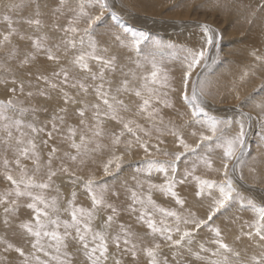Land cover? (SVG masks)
I'll return each instance as SVG.
<instances>
[{
	"label": "snow or ice",
	"instance_id": "obj_1",
	"mask_svg": "<svg viewBox=\"0 0 264 264\" xmlns=\"http://www.w3.org/2000/svg\"><path fill=\"white\" fill-rule=\"evenodd\" d=\"M30 2L35 5L32 15L15 22L12 13L28 6L24 0H9L5 11L0 12V20L7 27L0 51L9 46L0 66L11 73L9 60L18 61L16 67L25 69L43 57L56 67L50 75L39 68L35 73L28 72L37 87L27 93L24 81L14 74L10 80L8 76L0 79L10 92L8 99L0 100V180L7 184L0 191V227L15 228L27 245L0 238V264H12L7 255L11 252L17 254L18 264H264V188L258 195H245L236 186L244 180L253 128L258 129L257 148L264 149V100L255 105L259 109L256 117L242 110L238 118H220L209 112L204 81L196 69L207 67L208 49L217 44V30L200 25L204 43L199 48L178 50L183 53L182 74L173 86L155 55L144 53L149 45L154 49L176 46L164 45L124 21L115 11L116 0H76L74 7L69 0H56V7L49 13L51 23H46L42 11L48 7V0ZM106 15L116 22L113 27L118 31L109 34L118 48L126 51L123 58L110 46L101 47L96 38V29ZM62 17L66 24L59 22ZM20 24L27 25L31 32L21 31ZM13 36L30 42L22 55ZM256 60L264 62V57L256 56ZM28 83L31 88V80ZM18 92L29 99L40 97L53 102L50 118L38 123L37 113L48 112V108L31 103L26 106ZM170 94L177 95L187 109L179 113L188 116L181 127L172 121L166 123L162 114L163 109L175 108ZM72 105L79 106L70 108ZM73 116L76 124L69 122ZM139 119L147 121L149 128ZM113 122L120 126L118 132L108 127ZM189 126L202 129L191 133L193 137L198 135L194 143H188L182 131ZM153 131L157 133L156 144H150ZM126 135L131 138L122 139ZM164 135L174 137L173 142L183 151L162 150L159 145L164 143ZM57 139L60 143H55ZM121 145L123 150L118 153ZM134 148L145 153L132 176L135 187L125 182L117 188L115 182L125 157L131 156ZM216 150L221 151L220 166L213 168L210 154ZM105 151L108 159L102 164V172L112 178L111 184L93 170L82 174L90 162L95 163L94 157ZM156 155L166 159H157ZM188 155L194 157L191 170L185 167L178 179V162ZM198 164L222 179L194 175ZM153 173L163 174L165 182L152 183ZM189 177L196 182L195 195L210 200L206 220L198 219L195 213L182 215L164 208L152 197V192L158 191L183 208L185 201L175 188ZM66 182L71 185L68 195L61 188ZM121 190L129 201L126 206L120 203ZM78 193L88 200L87 207L78 203ZM233 207L253 217L244 221L235 237L236 242L245 238L250 242L239 249L225 242L219 227L208 224L217 213L226 214ZM21 209L30 213L26 219H20ZM122 211L145 229L143 234L134 230L133 223L119 220ZM203 227L214 234L210 241L213 247L201 242L194 250L193 237ZM165 247L168 254L163 252ZM250 247L259 251L248 255ZM209 252L211 257L201 254Z\"/></svg>",
	"mask_w": 264,
	"mask_h": 264
},
{
	"label": "rangeland",
	"instance_id": "obj_2",
	"mask_svg": "<svg viewBox=\"0 0 264 264\" xmlns=\"http://www.w3.org/2000/svg\"><path fill=\"white\" fill-rule=\"evenodd\" d=\"M119 1L126 5L121 7L122 12H134L138 17L142 18L149 17L151 19L152 17L150 20L152 23L149 21L150 24H148L150 28L146 29L148 26H137L140 27H135L137 30L146 31L150 34V37L160 40L164 45L173 44L176 46L175 49L166 47L154 49L149 45L145 48L144 53H153L155 55L156 60L162 63L163 67L168 71L169 76L172 78L173 86H176V81L180 79L182 74L181 57L183 53L178 50L185 47H194L182 40L181 37L184 33L191 31L192 34H196L198 31H201L200 25L202 24H208L213 27V29L217 30V34H219L217 44L208 49L209 59L207 67H198L196 69V72L201 74L200 78L204 81L203 87L205 91L204 100L206 102V107L212 115L220 118H238L239 111L241 110L250 113L253 117L258 115L259 109L255 107V105L264 100V62L256 60V56L264 57V7H261V5L264 4V0H140L147 5L146 8L152 5L156 6L157 12L154 14L148 13L146 8L132 7L126 3V0ZM8 2L9 0H0V12L5 11L4 5ZM24 3L28 6L19 11L20 15L18 13H12V20L14 22L21 17L32 15L35 5L32 4L30 0H24ZM69 3L74 7L76 0H69ZM54 7H56V0H48V7L42 9L45 13L44 19L46 23H51L49 13ZM25 12H27V14ZM124 17H122L123 20L131 24V21ZM104 20L105 22L96 29L97 40L101 47L110 46L112 52L117 53L122 58L125 57L127 55L126 51L119 49L112 36L109 34L110 32L118 31L117 28L113 27L115 21H112L107 15ZM59 22L61 24H66L67 21L62 17ZM83 26L84 25L81 24V27ZM18 27L21 31L31 32V29L28 28L27 25L20 24ZM156 28L161 30L156 31ZM6 32V24L0 20V40H2L3 34H6ZM12 40L14 44L20 47L21 55L23 50L30 46V42L20 41L15 36L12 37ZM8 47L9 46H6L3 51H0V63L3 62V57ZM142 47L144 46L142 45ZM253 53H255V55H253ZM131 55L134 56L135 54L133 53ZM17 63L18 61H8V66L12 69L11 73H6L4 68L0 66V79L4 76H8L10 80L11 75L14 74L20 80L24 81L25 93L29 90L35 91L37 87L34 76H28V72L35 73L37 68H39L41 71H46L47 74L50 75L51 71L56 67L43 57L38 59L36 65L28 66L25 69L17 68ZM246 72L248 73L247 76L244 75ZM193 78H196L195 73L193 74ZM29 80L32 82L31 88L29 87ZM2 91L4 93H2ZM17 95L25 102L26 106L31 103L37 107L48 108V112L41 111L37 113L38 123H43L50 118L54 106L53 102H49L40 97L29 99L26 95H20L19 92ZM170 95L175 108L163 109L162 114L164 115L166 123L172 121L175 125L181 127L184 121L188 119V116L185 115L181 117L179 113L187 112V109L182 105L177 95ZM237 95L240 97L239 100L237 99ZM9 96L10 92L7 91L4 85L0 84V100H6ZM78 106L79 105H72L70 108ZM69 122L76 124L78 121L73 116L70 117ZM138 122L146 129L149 128V123L147 121L139 119ZM108 127L115 128L117 132L120 130V126L115 125L114 122L108 125ZM182 131L187 142L194 143L198 139V135L197 137H193L191 133L193 131L199 133L202 129H200L199 126H189L187 128H182ZM257 131V128L251 130L249 136L251 156L248 158V163L243 169L244 180L239 181L236 185L245 195H258V190L264 188V149L257 148ZM156 135L157 133L153 131L150 144L157 143L155 139ZM130 138V136L126 135L122 139L127 140ZM142 138L149 139L143 136ZM161 139L164 141L163 144L159 145L162 150H167L169 152L183 151V149L178 148L173 142L175 138L171 135H164ZM103 142L108 143L107 140ZM55 143H60L59 139H57ZM61 147L66 146L61 145ZM122 150L123 145L117 148L118 153ZM150 151L155 154L154 148H150ZM220 154V150H216L214 153L210 154L213 161V168L220 166ZM252 157H255V159L253 160ZM156 158L166 159V157L162 155H156ZM94 159L95 163L90 162L82 174L87 175L89 170H93L97 173L98 178L107 180L110 184L114 183L111 177H104L102 172V164L108 159L107 151L96 155ZM143 159H145V153L143 149L140 148H134L132 155L125 157V163L119 175V179L115 182L117 188H119L120 184L125 182L128 186L135 187V181L132 179V176L135 173L136 167L139 166L140 161ZM193 161L194 157L191 155L182 157L181 161L178 162V179L183 174L185 167L191 170ZM194 175L201 176L205 179H215L217 181L222 179L220 175L209 171L202 164H198ZM140 179H143V177H140ZM151 182L162 184L165 182V178L163 174L153 173ZM57 183L60 182L57 181ZM245 183L254 187L253 192L250 193L247 191L248 188ZM6 187L7 184L0 180V191H3ZM61 188L65 195H68L71 191V185L67 182L61 185ZM146 189L147 185H145V190ZM175 190L179 194V197L185 201L183 208L177 205L172 197L165 196L158 191H153L152 197L156 204L164 208L174 209L182 215L185 213V215H187L188 212L195 213L198 219H207V215L210 212V200L207 196L197 197L195 195L197 191L195 180L189 177L184 184L178 183ZM78 203L87 207L89 202L82 193H78ZM120 203L123 206L129 203V201L125 199L123 190H121ZM0 215H2V213H0ZM19 215L20 219H26L30 213L25 209H21ZM251 219H253V217L250 212L239 210L238 207H233L231 211L226 214L221 215L217 213L208 224L212 227H219L225 242L231 243L230 245L239 249L250 244L246 238L243 239L242 242H236L235 237L239 235V230L243 226L244 221H250ZM119 220L121 222L127 221L128 223H133L134 230L141 234L145 231L141 226L134 224V218H132L129 213L122 211ZM213 235L209 227H203L199 231H196L193 237L194 250L196 249V245L201 242L205 243L206 247H213V245L210 244ZM0 238L18 246L24 245L27 247L25 240L20 237L15 228L4 229L0 227ZM0 251H2V246H0ZM258 251L259 249L250 247L248 255ZM163 252L169 253V250L165 247L163 248ZM201 254L211 257L210 252ZM7 255L12 261V264H18V258L15 252L8 253Z\"/></svg>",
	"mask_w": 264,
	"mask_h": 264
},
{
	"label": "bare ground",
	"instance_id": "obj_3",
	"mask_svg": "<svg viewBox=\"0 0 264 264\" xmlns=\"http://www.w3.org/2000/svg\"><path fill=\"white\" fill-rule=\"evenodd\" d=\"M128 1V2H127ZM126 3H128L129 5H131L132 7H141V8H146V4L144 3V2H142V1H140V0H126ZM124 6H126L123 2H121L120 3V1L119 0H116V7H115V11H117L122 17H124V18H127V19H129L130 21H131V24H133L135 27H137V26H145V27H147L146 29H148V28H150L149 26L150 25H148V24H150L149 23V21L152 19V17H151V19L149 18V17H138L134 12L133 13H130V12H128V13H125V12H122V10H121V7H124ZM25 9V8H24ZM143 9V10H144ZM147 10V12L148 13H152V14H154V13H156L157 12V7L156 6H154V5H152L151 7H147L146 8ZM26 11V10H25ZM20 13V12H19ZM18 13V14H19ZM26 14H27V12H25ZM29 13V12H28ZM33 13V12H32ZM22 14V13H21ZM138 14V13H137ZM20 15V14H19ZM22 16V15H21ZM18 18V17H17ZM155 18V17H154ZM153 18V19H154ZM156 19V18H155ZM128 21V20H127ZM151 22V21H150ZM116 23V22H115ZM152 23V22H151ZM156 24V23H155ZM156 26V25H155ZM154 27V26H153ZM158 27V26H157ZM162 27V26H161ZM160 27V28H161ZM186 27V26H185ZM137 28H140V27H137ZM143 28V27H142ZM169 28V27H168ZM213 28V27H212ZM144 29V28H143ZM156 31H160L161 29H159V28H156L155 29ZM198 30H200V29H198ZM163 31H165V30H163ZM185 32V31H184ZM218 33V32H217ZM150 35V34H149ZM219 35V34H218ZM180 36V35H179ZM182 38V40L185 42V43H188L189 45H192V46H194V47H200L203 43H204V37H203V35H202V31H198L196 34H192L191 33V31H188V32H185L184 33V35L181 37ZM2 93H4L3 91H2ZM121 148V147H120ZM103 156V155H102ZM244 183V182H243ZM244 185V184H243ZM245 185L247 186V188H252V189H254V187H252V186H250V185H248V184H246L245 183ZM69 191V190H68ZM189 213V212H188ZM186 214V213H185ZM185 214H183V215H185ZM231 244V243H230ZM167 248V247H166ZM168 249V248H167ZM166 251V250H165ZM166 254H168V252H165Z\"/></svg>",
	"mask_w": 264,
	"mask_h": 264
}]
</instances>
